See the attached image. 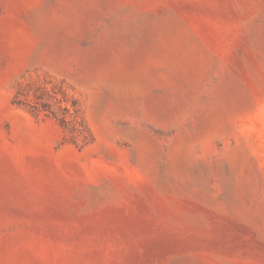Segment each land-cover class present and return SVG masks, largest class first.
Returning a JSON list of instances; mask_svg holds the SVG:
<instances>
[{"label": "rangeland", "instance_id": "1", "mask_svg": "<svg viewBox=\"0 0 264 264\" xmlns=\"http://www.w3.org/2000/svg\"><path fill=\"white\" fill-rule=\"evenodd\" d=\"M0 264H264V0H0Z\"/></svg>", "mask_w": 264, "mask_h": 264}]
</instances>
